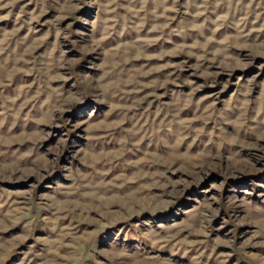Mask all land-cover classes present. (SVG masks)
Returning a JSON list of instances; mask_svg holds the SVG:
<instances>
[{"label":"rangeland","instance_id":"obj_1","mask_svg":"<svg viewBox=\"0 0 264 264\" xmlns=\"http://www.w3.org/2000/svg\"><path fill=\"white\" fill-rule=\"evenodd\" d=\"M0 264H264V0H0Z\"/></svg>","mask_w":264,"mask_h":264}]
</instances>
